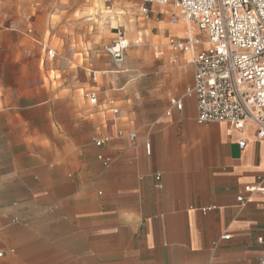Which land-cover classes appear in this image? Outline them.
<instances>
[{
    "label": "crops",
    "instance_id": "1",
    "mask_svg": "<svg viewBox=\"0 0 264 264\" xmlns=\"http://www.w3.org/2000/svg\"><path fill=\"white\" fill-rule=\"evenodd\" d=\"M177 21L154 50L156 60L174 64L164 67L162 85L122 71L106 53L110 63L85 73L102 81L98 104L67 97L0 108L10 123L0 153V264H258L264 194L245 205L238 196L264 184V142L253 125L239 132L197 121L196 98L186 95L192 54L168 44L186 35L182 16ZM180 21L184 35L174 27ZM29 29L46 50L44 34ZM179 98L182 110L172 103ZM95 137L109 141L97 146Z\"/></svg>",
    "mask_w": 264,
    "mask_h": 264
},
{
    "label": "rangeland",
    "instance_id": "2",
    "mask_svg": "<svg viewBox=\"0 0 264 264\" xmlns=\"http://www.w3.org/2000/svg\"><path fill=\"white\" fill-rule=\"evenodd\" d=\"M144 3L145 0H0V108L30 106L54 98L83 101L87 99L86 92L99 91L101 87L96 86L102 81L95 83L85 73L111 62L105 46L113 41L118 28L125 31L131 43L126 63L130 73L135 76L143 72L151 86L164 84V67L174 64L156 60L154 50L156 44L166 41L169 29L175 34L171 17L174 14L178 20L180 12L171 6L160 13L162 9L154 6V12L147 16L141 12ZM179 25L178 32L185 30L181 21ZM30 27L44 34L46 50L34 41ZM139 32L141 36L137 37ZM49 47L55 51L52 59ZM130 63L144 65L132 70ZM58 109L64 114L68 108L59 103ZM9 131L10 123L0 116V153L7 146Z\"/></svg>",
    "mask_w": 264,
    "mask_h": 264
},
{
    "label": "built area",
    "instance_id": "3",
    "mask_svg": "<svg viewBox=\"0 0 264 264\" xmlns=\"http://www.w3.org/2000/svg\"><path fill=\"white\" fill-rule=\"evenodd\" d=\"M153 6L175 7L186 23V35L170 36L168 44L176 52L192 54L194 84L186 95L196 98L197 121L226 123L239 132L253 125L257 138L264 142V0H145L141 12L148 16ZM176 20L173 14L171 23ZM115 35L105 46V53L122 71H128L126 55L131 43L124 30L118 28ZM48 54L51 58L55 56L53 50ZM96 77L93 72L92 78L96 80ZM85 96L92 105L98 104L94 91ZM172 103L183 109L182 98ZM129 137L134 141L137 134L132 132ZM93 140L102 146L109 138ZM245 145V139L239 141L240 148ZM145 147L151 154L150 143ZM98 158L105 165L111 163L110 157L99 154ZM160 179L157 175L156 186H160ZM255 193L264 194V184L245 186L238 201L245 205ZM13 222L18 223L19 219ZM229 237V234L223 236ZM4 255L0 244V258ZM258 264H264V253Z\"/></svg>",
    "mask_w": 264,
    "mask_h": 264
},
{
    "label": "bare ground",
    "instance_id": "4",
    "mask_svg": "<svg viewBox=\"0 0 264 264\" xmlns=\"http://www.w3.org/2000/svg\"><path fill=\"white\" fill-rule=\"evenodd\" d=\"M114 25L116 24L115 22L113 23ZM180 25H175V28H178ZM116 28V26H114ZM180 29V27L178 28ZM186 30V29H185ZM185 30H180V34H185ZM141 36V33L139 32L137 37H140ZM142 38V37H141Z\"/></svg>",
    "mask_w": 264,
    "mask_h": 264
}]
</instances>
